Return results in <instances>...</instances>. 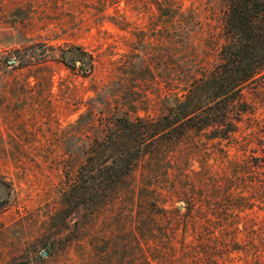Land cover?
Instances as JSON below:
<instances>
[{
	"label": "rangeland",
	"instance_id": "obj_1",
	"mask_svg": "<svg viewBox=\"0 0 264 264\" xmlns=\"http://www.w3.org/2000/svg\"><path fill=\"white\" fill-rule=\"evenodd\" d=\"M106 1L0 0V181L10 187L0 190V264L264 263V243L198 238L192 232L199 219L184 214L192 199L200 206L226 192L248 196L250 180L264 191L254 178L260 173L242 168L264 149L262 97L251 99L233 141L193 135L168 150V161L144 158L132 175L135 191L122 193L115 205L72 201L78 161L72 149L87 146L101 129L107 104L110 111L122 109L113 91L124 85L120 97L135 92L137 109L130 114L150 117L166 93L163 58L161 65L155 58L166 33L152 0L103 6ZM92 116L94 123L86 124ZM149 186L176 235L150 232L152 207L144 201L152 191L143 188ZM255 199L260 217L264 210Z\"/></svg>",
	"mask_w": 264,
	"mask_h": 264
},
{
	"label": "trees",
	"instance_id": "obj_2",
	"mask_svg": "<svg viewBox=\"0 0 264 264\" xmlns=\"http://www.w3.org/2000/svg\"><path fill=\"white\" fill-rule=\"evenodd\" d=\"M152 3L166 33L164 49L155 53L158 64L163 58L165 75L166 93L155 101L159 112L153 117L131 115L130 110L135 113L137 109L135 92L126 91L128 95L120 97L121 89L126 90L124 85L113 91L111 95L122 109L110 111L107 104L101 129L93 131L87 146L72 149L78 161L73 165L69 188L76 204L82 200L98 209L115 205L122 193L135 191L132 175L144 158L168 161V150L193 135L219 144L233 141L243 114L252 108L251 99L264 100V0H194L187 6L183 0ZM106 4L109 0L103 6ZM94 121L93 116L88 117L86 124ZM261 151L251 155L242 168L254 173L251 176L260 173L261 177L254 178L264 186V149ZM255 183L250 180L248 196L226 192L213 204L208 200H202L200 206L193 199L187 202L186 217L199 219L192 234L264 243V211L259 217L253 210L258 202L255 196L262 204L258 209L264 210V191H255ZM9 188L0 181V190ZM143 188L152 191L144 201L152 207L150 232L157 229L159 234L176 235L175 227L163 222L166 210L160 206L159 193L150 186ZM244 210L249 213L243 219L240 212ZM139 225L141 233L143 217ZM139 264L150 262L143 258Z\"/></svg>",
	"mask_w": 264,
	"mask_h": 264
},
{
	"label": "water",
	"instance_id": "obj_3",
	"mask_svg": "<svg viewBox=\"0 0 264 264\" xmlns=\"http://www.w3.org/2000/svg\"><path fill=\"white\" fill-rule=\"evenodd\" d=\"M12 60H10V62H11ZM46 253H47V251L46 250H44L43 252H42V255H46Z\"/></svg>",
	"mask_w": 264,
	"mask_h": 264
}]
</instances>
